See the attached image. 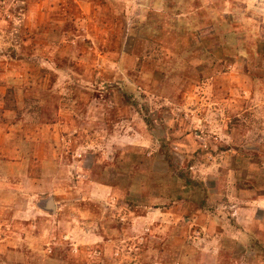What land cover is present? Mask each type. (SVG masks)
I'll list each match as a JSON object with an SVG mask.
<instances>
[{
    "label": "rangeland",
    "instance_id": "374dc122",
    "mask_svg": "<svg viewBox=\"0 0 264 264\" xmlns=\"http://www.w3.org/2000/svg\"><path fill=\"white\" fill-rule=\"evenodd\" d=\"M0 264H264V0H0Z\"/></svg>",
    "mask_w": 264,
    "mask_h": 264
},
{
    "label": "crops",
    "instance_id": "0c3cea01",
    "mask_svg": "<svg viewBox=\"0 0 264 264\" xmlns=\"http://www.w3.org/2000/svg\"><path fill=\"white\" fill-rule=\"evenodd\" d=\"M53 202H54V200H53ZM54 204H55V202H54ZM55 211H54V213H56L57 212V208H58V205L56 204L55 205ZM53 212V211H52ZM53 213V214H54ZM80 215H83V213L80 211L79 212V214H77L76 215V217H75V221H77V223L80 221ZM52 217H55V216H52ZM79 227H80V225H79ZM66 230L65 231H67L68 233L70 232V233H73L72 232V229H73V227H71V228H65ZM54 230V229H53ZM53 230H51V232H48L49 234H50V239H51V237H54V236H56V234H55V231H53ZM53 231V232H52ZM41 235H43V234H41ZM85 235V237H83V238H81V239H77L78 241H80V242H82L83 244H85V243H89V242H91V241H98L99 239H104V235L103 234H96V233H93L92 231H88V233H85L84 234ZM59 236H61V233H60V235H58L57 237H59ZM60 238V237H59ZM58 238V239H59ZM50 239H49V242H50ZM94 239V240H93ZM97 239V240H96ZM108 245H110V244H106L105 246H108Z\"/></svg>",
    "mask_w": 264,
    "mask_h": 264
},
{
    "label": "water",
    "instance_id": "95a60500",
    "mask_svg": "<svg viewBox=\"0 0 264 264\" xmlns=\"http://www.w3.org/2000/svg\"><path fill=\"white\" fill-rule=\"evenodd\" d=\"M48 202H49V208L51 209V210H55L56 208H55V204H54V202H53V198L51 197L49 200H48Z\"/></svg>",
    "mask_w": 264,
    "mask_h": 264
}]
</instances>
